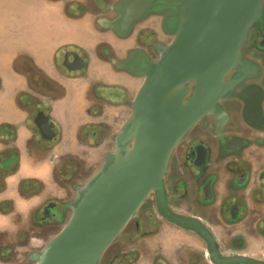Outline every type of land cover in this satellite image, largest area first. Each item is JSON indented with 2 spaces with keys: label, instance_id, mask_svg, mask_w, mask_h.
Listing matches in <instances>:
<instances>
[{
  "label": "flooded vegetation",
  "instance_id": "obj_1",
  "mask_svg": "<svg viewBox=\"0 0 264 264\" xmlns=\"http://www.w3.org/2000/svg\"><path fill=\"white\" fill-rule=\"evenodd\" d=\"M73 1L89 7L64 17L88 25L89 44L66 39L37 53L13 40L0 55V264H36L114 149L145 73L173 38L174 17L166 14L174 0ZM130 6L133 14L146 10L126 23ZM18 54L28 59L26 71L10 67ZM239 77L231 98L174 150L165 210L151 194L100 264H216L208 240L166 213L200 222L221 256L252 257L249 245L234 242L254 215L253 179L264 175V9L229 76Z\"/></svg>",
  "mask_w": 264,
  "mask_h": 264
},
{
  "label": "water",
  "instance_id": "obj_2",
  "mask_svg": "<svg viewBox=\"0 0 264 264\" xmlns=\"http://www.w3.org/2000/svg\"><path fill=\"white\" fill-rule=\"evenodd\" d=\"M170 43L144 75L131 115L102 166L75 196L69 218L40 251L36 264H100L110 247L154 194L165 210V176L182 139L231 98L243 77L229 78L242 63L249 34L264 0H174ZM125 18L141 17L131 11ZM207 240L216 264H264L247 256H221L198 221L166 213Z\"/></svg>",
  "mask_w": 264,
  "mask_h": 264
},
{
  "label": "rangeland",
  "instance_id": "obj_3",
  "mask_svg": "<svg viewBox=\"0 0 264 264\" xmlns=\"http://www.w3.org/2000/svg\"><path fill=\"white\" fill-rule=\"evenodd\" d=\"M59 4L63 15L58 10ZM88 7L86 1L0 0V39L4 40L3 43H0V55H4L5 59L9 53L5 50L6 46L11 47L9 42L6 44V41L13 40H16L20 45L28 42V45L34 47L37 53L49 52L56 42L66 39L89 44L92 34L88 30V25L64 17L79 18ZM28 65L27 57L18 54L13 57L10 67L23 72L27 70ZM5 71L7 72V81L14 87L16 77L6 69ZM7 95L1 101L6 100ZM176 239L178 238L174 240Z\"/></svg>",
  "mask_w": 264,
  "mask_h": 264
},
{
  "label": "crops",
  "instance_id": "obj_4",
  "mask_svg": "<svg viewBox=\"0 0 264 264\" xmlns=\"http://www.w3.org/2000/svg\"><path fill=\"white\" fill-rule=\"evenodd\" d=\"M258 162H260L258 166L259 172H264V163L262 160ZM256 175H258V172ZM253 180L254 193L252 194L253 208L251 210L254 215L250 226L245 230L244 234L239 227L236 229L234 243L236 245H249L245 255L264 260V175L261 179L256 176ZM246 240L248 241L247 243Z\"/></svg>",
  "mask_w": 264,
  "mask_h": 264
}]
</instances>
